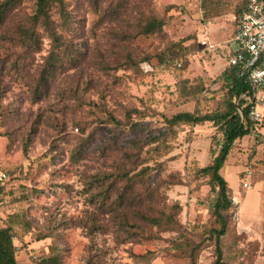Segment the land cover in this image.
<instances>
[{"label":"rangeland","instance_id":"obj_1","mask_svg":"<svg viewBox=\"0 0 264 264\" xmlns=\"http://www.w3.org/2000/svg\"><path fill=\"white\" fill-rule=\"evenodd\" d=\"M64 4V18L50 9L62 48L46 82L56 42L41 25L37 50L17 37L35 0L0 17V227L15 232L18 264L52 252L63 264H214L217 188L200 169L222 135L167 120L221 108L244 1ZM151 17L162 28L140 34ZM219 173L231 201L219 264H264V138L236 139Z\"/></svg>","mask_w":264,"mask_h":264},{"label":"trees","instance_id":"obj_2","mask_svg":"<svg viewBox=\"0 0 264 264\" xmlns=\"http://www.w3.org/2000/svg\"><path fill=\"white\" fill-rule=\"evenodd\" d=\"M20 1L21 0H2L0 3V17L15 7ZM53 6L60 16L64 18V0H35L34 11L28 18L29 25L27 27H21L17 31L18 39L22 41V44L26 46L27 50H37L39 48L38 34L35 29L36 25H41L48 33V36L56 42L41 73L43 82H46L49 76L55 71L62 48L61 39L59 38V34L55 31L54 23L50 15V9ZM243 9L244 8H240L239 13ZM162 25L163 22L160 18L151 17L141 25L139 33L149 34L157 32L162 28ZM228 67V72H223L221 75V79L226 87V94L220 109L208 113L179 112L167 120L170 125L179 122H211L213 126L216 127V131L220 132L222 135L217 153L213 154L210 162L200 169L210 175L213 188H217V196L214 202V215L219 222V227L215 229L216 260L214 264L220 263V238L225 234L227 229V222L223 213L231 208L230 190L227 186V182L219 173V170L224 165L225 159L236 139L251 133L264 138V122L256 124L251 121L246 116V107H242L244 100L239 99L238 102H236L242 93L249 90L247 79L240 76L234 66L228 64ZM200 91L201 89L194 88L192 95L196 96V93ZM240 107L242 108L243 117H241L238 111ZM2 189L3 187L0 184V199L2 198ZM14 236L15 232L9 224L0 227V264H18L16 260V247L13 243ZM37 264H63V262L59 254L52 252L40 258ZM85 264L96 263L93 261L92 257H89Z\"/></svg>","mask_w":264,"mask_h":264},{"label":"built area","instance_id":"obj_3","mask_svg":"<svg viewBox=\"0 0 264 264\" xmlns=\"http://www.w3.org/2000/svg\"><path fill=\"white\" fill-rule=\"evenodd\" d=\"M234 23L229 40L234 46L230 48L227 62L249 83V90L242 93L236 102L243 99L246 116L261 124L264 122V0H245V7L234 16ZM202 44L207 45V41ZM238 111L243 117L241 107ZM244 186L250 187L248 182H244Z\"/></svg>","mask_w":264,"mask_h":264},{"label":"crops","instance_id":"obj_4","mask_svg":"<svg viewBox=\"0 0 264 264\" xmlns=\"http://www.w3.org/2000/svg\"><path fill=\"white\" fill-rule=\"evenodd\" d=\"M244 1V4L242 5V7L241 8H244L245 7V0H243Z\"/></svg>","mask_w":264,"mask_h":264}]
</instances>
